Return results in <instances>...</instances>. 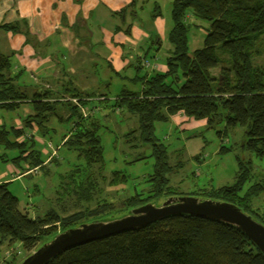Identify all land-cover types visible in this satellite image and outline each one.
Here are the masks:
<instances>
[{
  "label": "trees",
  "instance_id": "trees-1",
  "mask_svg": "<svg viewBox=\"0 0 264 264\" xmlns=\"http://www.w3.org/2000/svg\"><path fill=\"white\" fill-rule=\"evenodd\" d=\"M154 15H160L158 6ZM171 17L168 42L172 49L165 60L166 71L148 76L137 67L129 81L139 88L124 87L113 99L117 112L126 110L138 117L142 138L153 144L157 159L148 194L127 198L120 210L96 196L99 179L107 176L94 110L111 97L106 92H81L73 84H63L59 93L40 87L33 92L25 90L18 83L20 74L13 71L11 57L0 54V118L3 113L18 112L25 103L34 110L23 119L21 128L0 125V167L12 165L22 175L40 171L49 175L41 144L48 147L52 143H41L37 137L42 140L50 135L48 125L54 119L60 124L73 122L62 142L85 163L62 176L56 199L63 203L43 215L21 211L18 198L9 190L10 183H0V248L17 243L30 255L70 228L103 217L117 218L173 194L170 177L174 167L167 147L156 143L154 133L157 123H167L174 116L206 121L209 127L224 122L226 130L241 128L247 137L246 148L264 159V62H255L264 57V0H173ZM2 28L28 36V30L19 24ZM193 28L206 32L203 46L195 50L190 48ZM99 72L95 68L94 74ZM51 159L56 160L53 155ZM250 177L251 168L240 164L233 185L204 193L209 199L235 204L264 224V205L254 203L264 195V180L245 189ZM109 178L113 187L127 181L120 172ZM69 195L76 197L77 208L72 213L65 204ZM47 264H264V256L231 225L177 215L74 248Z\"/></svg>",
  "mask_w": 264,
  "mask_h": 264
},
{
  "label": "rangeland",
  "instance_id": "rangeland-1",
  "mask_svg": "<svg viewBox=\"0 0 264 264\" xmlns=\"http://www.w3.org/2000/svg\"><path fill=\"white\" fill-rule=\"evenodd\" d=\"M170 1H149L147 8L150 7L154 11L156 8L154 3L156 2L165 19L170 20L172 24V4ZM201 23L203 26V22ZM5 33L6 30L0 28V54L11 57L13 61V56L5 53V49L8 47ZM191 34L190 48L195 50L196 46L192 38L204 33L201 28H193ZM255 62L261 65L264 62V57L256 58ZM27 70V72H35L34 68H27ZM23 71L24 69H22ZM218 71L219 69L214 70L213 73L217 74ZM106 72L108 74L109 70L106 69ZM19 74L21 76V72L17 75ZM105 76L101 71L99 74L90 76L89 79H93L94 84H90L87 90L97 94L106 91L111 97L106 104L99 102L101 108L97 106L99 109L95 108L94 110L95 119L100 125L98 133L104 149V174L107 176V179H99L96 196L113 202L120 210L124 205L122 203L127 198L137 194H148L152 188L151 185L154 183L151 180L156 173L157 159L153 144L142 138L138 117L129 114L126 110L117 112L112 107L113 99L124 87L138 89L139 86L134 87L132 83L122 82L114 75L108 80L105 79ZM81 83L83 84V81ZM103 83L105 85L110 84L109 92L105 85H102ZM81 86L84 87L85 85ZM9 115L7 114V118L8 122L11 123L17 116L11 119ZM72 123L60 124L58 120L54 119L48 125L51 130L50 135L42 140L37 137L41 143H52L51 148L41 144V148L46 152L49 175L40 171L37 175L26 176L22 180H14L9 185V190L19 200L21 211L30 213V215H43L51 209L57 210L59 203H63V199H56V191L62 182V176L70 173L75 166L85 164L62 142L63 137L70 132ZM172 123L171 119L167 123H157L154 133L156 143L167 147L171 165L174 167L173 176L170 177L173 194L163 198V200L185 196H193L201 200L209 199L204 193L206 190L230 186L235 183L240 164L243 167L251 168L250 181L246 184L245 189L251 184L264 180V159L257 157L246 148L247 137L243 129L226 130L224 122L209 127L205 121L195 120H190L188 126L179 129L174 127ZM18 126H23V120ZM192 127L194 129H191ZM52 155L56 159L55 161L51 159ZM137 158L143 159L134 161ZM4 167L5 165H1L0 173L3 172ZM114 172H120L126 176L127 181L115 187L111 186L109 177ZM65 200L68 211L70 213L76 211L77 207L74 205L76 197L69 195ZM254 201V203L259 202L257 207L264 205V195ZM66 213L68 212L66 211ZM103 219L105 217L100 220ZM28 253L21 244L16 243L10 246L5 244L0 248V263L19 264Z\"/></svg>",
  "mask_w": 264,
  "mask_h": 264
},
{
  "label": "crops",
  "instance_id": "crops-1",
  "mask_svg": "<svg viewBox=\"0 0 264 264\" xmlns=\"http://www.w3.org/2000/svg\"><path fill=\"white\" fill-rule=\"evenodd\" d=\"M149 1L153 0H0V28L19 24L28 30V36L5 33V53L13 56V71L21 72L19 85L32 92L40 87L59 93L63 84H73L86 92L94 84L89 78L95 68L107 80L114 75L112 68L123 77L114 75L116 78L128 83L137 67L142 68V75L165 72V60L172 49L168 42L172 24L161 10L160 15H154L156 8H147ZM201 30L203 35L192 38L196 49L205 39L206 32ZM27 68L35 72H27ZM105 87L110 90L107 84ZM7 114L11 119L17 117L9 123ZM33 114L32 105L25 103L17 115L3 113L0 125L21 128V121ZM171 120L174 127L183 129L192 119L180 114ZM5 167L0 183L11 184L29 176L12 165Z\"/></svg>",
  "mask_w": 264,
  "mask_h": 264
},
{
  "label": "water",
  "instance_id": "water-1",
  "mask_svg": "<svg viewBox=\"0 0 264 264\" xmlns=\"http://www.w3.org/2000/svg\"><path fill=\"white\" fill-rule=\"evenodd\" d=\"M189 215L231 225L242 232L264 256V224L235 204L193 196L168 198L130 209L117 218L80 224L57 234L31 252L19 264H47L57 256L82 245L136 231L167 217Z\"/></svg>",
  "mask_w": 264,
  "mask_h": 264
},
{
  "label": "built area",
  "instance_id": "built-area-1",
  "mask_svg": "<svg viewBox=\"0 0 264 264\" xmlns=\"http://www.w3.org/2000/svg\"><path fill=\"white\" fill-rule=\"evenodd\" d=\"M51 147H52V146L49 144V148H51ZM54 153H56V152L54 151ZM54 153H53V154H54ZM0 264H1V263H0Z\"/></svg>",
  "mask_w": 264,
  "mask_h": 264
}]
</instances>
